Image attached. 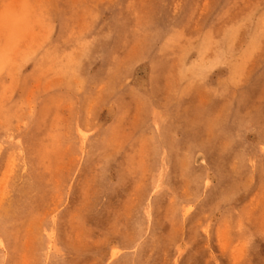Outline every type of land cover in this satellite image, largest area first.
Wrapping results in <instances>:
<instances>
[{
  "label": "rangeland",
  "instance_id": "obj_1",
  "mask_svg": "<svg viewBox=\"0 0 264 264\" xmlns=\"http://www.w3.org/2000/svg\"><path fill=\"white\" fill-rule=\"evenodd\" d=\"M0 264H264V0H0Z\"/></svg>",
  "mask_w": 264,
  "mask_h": 264
},
{
  "label": "bare ground",
  "instance_id": "obj_2",
  "mask_svg": "<svg viewBox=\"0 0 264 264\" xmlns=\"http://www.w3.org/2000/svg\"><path fill=\"white\" fill-rule=\"evenodd\" d=\"M152 80V79H151ZM130 107V106H129ZM247 107V106H246ZM240 109V108H239ZM245 110V109H244ZM255 113V112H254ZM250 114V113H249ZM260 114V113H259ZM254 115V114H253ZM246 116V115H245ZM250 116H251V114H250ZM256 117H257V115H256ZM257 118H259V117H257ZM260 118H261V116H260ZM250 120V119H249ZM37 121V120H36ZM241 124V123H240ZM200 144V143H199ZM96 147V146H95ZM98 147V146H97ZM108 159V158H107ZM152 246V245H151ZM122 254V253H121ZM120 255V254H119Z\"/></svg>",
  "mask_w": 264,
  "mask_h": 264
}]
</instances>
